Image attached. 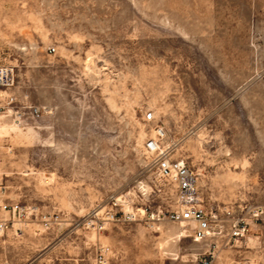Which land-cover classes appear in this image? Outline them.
<instances>
[{
  "label": "rangeland",
  "instance_id": "1",
  "mask_svg": "<svg viewBox=\"0 0 264 264\" xmlns=\"http://www.w3.org/2000/svg\"><path fill=\"white\" fill-rule=\"evenodd\" d=\"M0 67V191L38 207L0 235V264H89L99 243L109 264L202 254L143 151L156 123L206 204L250 225L218 238L219 263L264 264V0H0Z\"/></svg>",
  "mask_w": 264,
  "mask_h": 264
},
{
  "label": "built area",
  "instance_id": "2",
  "mask_svg": "<svg viewBox=\"0 0 264 264\" xmlns=\"http://www.w3.org/2000/svg\"><path fill=\"white\" fill-rule=\"evenodd\" d=\"M52 52L54 47L49 48ZM12 83L9 70L0 67V87H8ZM7 103L13 102L12 97H7ZM32 117H41L43 110L33 107L30 110ZM25 112L17 109L14 111L16 119H22ZM143 118L146 122H155V114L148 110ZM167 132L162 124L153 126L152 134L147 136L143 151L153 158L155 173L169 183L174 193V206L166 211L168 219L178 222L188 231V235L197 241H211L207 249L195 260L186 264H220L218 238H226L227 243L238 245L247 239L250 233V225L244 217H235L230 208H220L219 205H208L203 200L198 187L200 173L185 159L176 158L172 154V148L165 145ZM118 202L112 203L106 215L96 214V218L90 220L99 231L105 228L106 223L119 219ZM38 207L23 206L18 201L8 200L0 191V235H4L15 225V219L24 215L35 214ZM128 218H135V213H122ZM256 219H258L256 217ZM47 225L48 221H44ZM109 245L99 243L89 264H109L112 256Z\"/></svg>",
  "mask_w": 264,
  "mask_h": 264
},
{
  "label": "bare ground",
  "instance_id": "3",
  "mask_svg": "<svg viewBox=\"0 0 264 264\" xmlns=\"http://www.w3.org/2000/svg\"><path fill=\"white\" fill-rule=\"evenodd\" d=\"M143 187H144V185H143Z\"/></svg>",
  "mask_w": 264,
  "mask_h": 264
}]
</instances>
